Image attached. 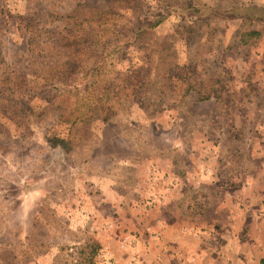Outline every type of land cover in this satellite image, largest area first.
Here are the masks:
<instances>
[{
  "label": "rangeland",
  "instance_id": "374dc122",
  "mask_svg": "<svg viewBox=\"0 0 264 264\" xmlns=\"http://www.w3.org/2000/svg\"><path fill=\"white\" fill-rule=\"evenodd\" d=\"M169 195L264 249V0H0V264L144 261Z\"/></svg>",
  "mask_w": 264,
  "mask_h": 264
},
{
  "label": "crops",
  "instance_id": "0c3cea01",
  "mask_svg": "<svg viewBox=\"0 0 264 264\" xmlns=\"http://www.w3.org/2000/svg\"><path fill=\"white\" fill-rule=\"evenodd\" d=\"M249 183L247 184L250 185ZM172 186L178 187L176 184ZM260 199L264 198L261 197ZM159 202L162 203L163 201L159 200ZM163 203L165 206H172L176 210V218L167 221L163 216L158 217L153 225L149 224L146 228L141 227V234H145L144 231L148 228L155 234L144 237L149 244L148 246L138 241L137 246L148 254L144 261L138 258L132 264H264L263 248L253 253L251 250H239L237 248L233 250L228 245V241L226 245L219 244L218 241H215L214 244L208 243L204 240L203 230L199 225L186 227L179 221L181 215L184 218L185 215L178 208L175 196H167ZM252 216L255 220L264 221V213H260V216L254 213ZM187 236L194 238L193 245H183L182 240ZM228 236L230 237L229 234Z\"/></svg>",
  "mask_w": 264,
  "mask_h": 264
},
{
  "label": "trees",
  "instance_id": "16d2710c",
  "mask_svg": "<svg viewBox=\"0 0 264 264\" xmlns=\"http://www.w3.org/2000/svg\"><path fill=\"white\" fill-rule=\"evenodd\" d=\"M49 140H50V143H51L52 146L61 145L64 148L67 147L66 140H64L63 138H57V137H55V138H51Z\"/></svg>",
  "mask_w": 264,
  "mask_h": 264
}]
</instances>
